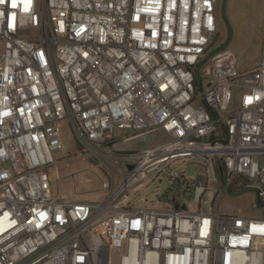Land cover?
Here are the masks:
<instances>
[{
  "label": "built area",
  "instance_id": "built-area-1",
  "mask_svg": "<svg viewBox=\"0 0 264 264\" xmlns=\"http://www.w3.org/2000/svg\"><path fill=\"white\" fill-rule=\"evenodd\" d=\"M218 2L0 0V264H264V218L216 209L226 191L264 201V35L240 70L213 47ZM63 120L121 171L101 199L60 193ZM154 127L153 145L114 146ZM193 157L204 174L166 171ZM164 171L171 184L130 205Z\"/></svg>",
  "mask_w": 264,
  "mask_h": 264
},
{
  "label": "rangeland",
  "instance_id": "rangeland-1",
  "mask_svg": "<svg viewBox=\"0 0 264 264\" xmlns=\"http://www.w3.org/2000/svg\"><path fill=\"white\" fill-rule=\"evenodd\" d=\"M216 15L217 30L212 40L213 47L234 51L238 56L239 69L249 70L262 50L264 0H219L216 5ZM60 126L63 145L52 152L55 159L53 168L55 176L60 177L61 181L60 193L70 195L72 199L103 198L107 189L121 179V171L114 168L117 163L111 156L95 154L85 149L75 140L65 120ZM155 132L149 135V143L158 140L159 135ZM140 144V141L128 145L119 144V148L134 150L144 145ZM256 158L264 166V153L256 155ZM121 164L126 166L124 161ZM206 165V161L193 157L188 159L186 164L173 163L166 171L175 168L179 172H184L186 178L193 179L197 175L204 174ZM166 171L132 199L130 205L145 206L155 199L156 194L168 187L171 180L167 178ZM74 192L76 194L72 196ZM210 195L211 192H206L201 198V208L204 211L210 209L207 201ZM194 197L193 192L187 195L190 201ZM216 209L223 214L264 218V203L259 202L253 189L222 193ZM111 259L113 264H118L115 255H112Z\"/></svg>",
  "mask_w": 264,
  "mask_h": 264
},
{
  "label": "crops",
  "instance_id": "crops-1",
  "mask_svg": "<svg viewBox=\"0 0 264 264\" xmlns=\"http://www.w3.org/2000/svg\"><path fill=\"white\" fill-rule=\"evenodd\" d=\"M238 62H239V60H238ZM155 129L157 130L156 132H155ZM154 132L159 135L158 140H160L162 138V136H163L162 131L159 128L154 127V128H151V129H147L144 132L145 141H144V143H142L140 141L139 136H138V135H140L139 133L134 132V131H131V130H117L115 132V137L116 138L114 139V146L116 148L120 149L119 148V144L128 145V144H132L133 142H136L137 143V142L140 141V143L141 144H144V145H142L139 148L134 149V150H137V149H140V148L145 147V146L153 145L158 140L156 142L149 143V135L152 134V133H154ZM120 150L122 152H126V153L127 152H130V151H134V150H125V149H120ZM62 190H63V187H62ZM88 199H93V198H85V199H82V200H88Z\"/></svg>",
  "mask_w": 264,
  "mask_h": 264
},
{
  "label": "trees",
  "instance_id": "trees-1",
  "mask_svg": "<svg viewBox=\"0 0 264 264\" xmlns=\"http://www.w3.org/2000/svg\"><path fill=\"white\" fill-rule=\"evenodd\" d=\"M258 200H259L260 203H264V201H262V200H260V199H258Z\"/></svg>",
  "mask_w": 264,
  "mask_h": 264
},
{
  "label": "snow or ice",
  "instance_id": "snow-or-ice-1",
  "mask_svg": "<svg viewBox=\"0 0 264 264\" xmlns=\"http://www.w3.org/2000/svg\"><path fill=\"white\" fill-rule=\"evenodd\" d=\"M13 6H15V5H13Z\"/></svg>",
  "mask_w": 264,
  "mask_h": 264
}]
</instances>
